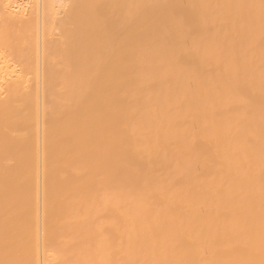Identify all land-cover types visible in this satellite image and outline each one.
I'll return each instance as SVG.
<instances>
[{
  "label": "bare ground",
  "instance_id": "1",
  "mask_svg": "<svg viewBox=\"0 0 264 264\" xmlns=\"http://www.w3.org/2000/svg\"><path fill=\"white\" fill-rule=\"evenodd\" d=\"M0 0V264H264V0Z\"/></svg>",
  "mask_w": 264,
  "mask_h": 264
},
{
  "label": "rangeland",
  "instance_id": "2",
  "mask_svg": "<svg viewBox=\"0 0 264 264\" xmlns=\"http://www.w3.org/2000/svg\"><path fill=\"white\" fill-rule=\"evenodd\" d=\"M18 2H20V1L18 0Z\"/></svg>",
  "mask_w": 264,
  "mask_h": 264
}]
</instances>
